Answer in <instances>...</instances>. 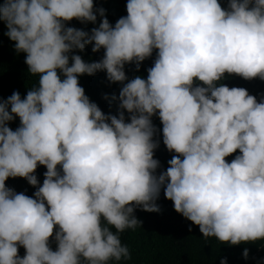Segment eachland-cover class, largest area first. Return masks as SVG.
I'll list each match as a JSON object with an SVG mask.
<instances>
[{"label": "clouds", "instance_id": "1", "mask_svg": "<svg viewBox=\"0 0 264 264\" xmlns=\"http://www.w3.org/2000/svg\"><path fill=\"white\" fill-rule=\"evenodd\" d=\"M126 10L114 27L103 18L89 34L65 22L105 17L93 0L0 5L5 35L38 77L24 98L13 92L0 100V264L131 260L120 234L141 226L136 208L160 211L162 188L205 239L264 240V99L218 83L225 73L264 80V0H229L226 8L218 0H128ZM89 44L105 49L100 61L69 57ZM154 49L147 79L122 87L118 117L105 115L79 85L80 75L104 70L123 83L125 64L139 70ZM157 110L163 143L178 154L159 175ZM15 117L20 126L12 130ZM38 164L47 171L35 198L6 187L9 177L37 186ZM18 245L26 249L22 258Z\"/></svg>", "mask_w": 264, "mask_h": 264}, {"label": "trees", "instance_id": "2", "mask_svg": "<svg viewBox=\"0 0 264 264\" xmlns=\"http://www.w3.org/2000/svg\"><path fill=\"white\" fill-rule=\"evenodd\" d=\"M127 2L128 0H93L95 9L101 7L105 9V17H101L97 12L95 24L92 22L81 23L75 18L65 24L67 27H75L90 34L94 27H99L103 18H107L114 27L118 19L127 16ZM228 2L229 0H218L222 8H226ZM3 3L4 0H0V5ZM6 31L4 21L0 20V100L7 99L13 92H19L24 98L27 92L36 86L38 77L29 73L28 65L25 63L26 53H17L15 42L5 35ZM93 44L86 45L83 51L74 50L69 54V57L75 54L80 55L85 62L100 61L104 56L105 49L101 48L99 51L93 52ZM157 54L158 49H154L152 55L141 62L139 70L134 62L125 64V74L128 79L123 83L109 81L106 70H104L91 76L80 75L78 77L79 85L84 88L85 95L89 97L90 101L96 103L105 115L111 114L118 117L121 111L119 109V93L122 87L137 76H142L146 80L147 70L154 66ZM71 63L70 58L69 66ZM57 71L63 80L62 73L60 70ZM218 83H223L229 88L242 87L250 95L255 96L258 102L264 99V80L258 77L246 80L236 74L225 73V77ZM195 84L203 86L202 82L198 80L194 82V86ZM123 111L125 121L130 122L131 114L127 110ZM152 122L157 129L153 139L159 141V147L154 150V159L159 161V167L156 170V174L159 175L169 167L168 161L178 154L174 151L169 152L163 143V125L158 110L152 117ZM19 126V117H15L13 121L9 122V127L12 130ZM240 154L237 150L225 159L231 162L235 156ZM58 168H60L59 165ZM46 171V166L38 164L34 173L38 179L37 186L30 185L25 178L9 177L5 181L6 187L35 198L34 193L39 186H42ZM156 203L160 207L159 212H147L136 208L134 215L141 222V226L135 230L127 229L120 234L122 243L128 246L131 253V260L122 261L121 264H221V260L224 258L227 259V264H264V240L230 245L220 242L215 237L205 239L198 225L175 211L173 201L165 197L163 188ZM56 228H54L53 237H50L49 240L53 251L57 247L54 239ZM113 230L115 231V229ZM245 249L248 250L247 258L243 254ZM25 254L26 249L18 245V255L22 258Z\"/></svg>", "mask_w": 264, "mask_h": 264}]
</instances>
